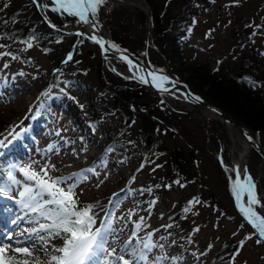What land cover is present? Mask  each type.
Returning a JSON list of instances; mask_svg holds the SVG:
<instances>
[{
	"label": "rangeland",
	"instance_id": "obj_1",
	"mask_svg": "<svg viewBox=\"0 0 264 264\" xmlns=\"http://www.w3.org/2000/svg\"><path fill=\"white\" fill-rule=\"evenodd\" d=\"M146 1L106 0L98 15L115 44L152 69L163 70L211 102L217 94L211 92L201 67L218 70L222 79L235 75L245 52L238 35L248 41L249 34L243 30L254 29L251 52L256 51L254 60L264 70V0ZM42 4L48 5L43 8L55 22L81 24L76 17L51 11L50 0ZM34 16L29 0H0V32H7V38L0 37V52L18 57L0 56V83H4L0 84V139L14 129L20 132L18 140L0 149V187L9 190L10 170L20 182L11 184L12 196L0 195L4 202H13L6 209L17 213L15 219L29 221L34 215L19 204L18 191L31 183L19 169L31 166L39 171L47 165L51 176L67 177L95 168L99 175L88 173V179L74 190L75 199L81 206L93 205L99 219L109 210V196L119 194L118 207L110 208L117 232L114 244L110 238L109 250L116 247L119 254L143 217L139 239L149 232L157 244L165 238L162 249L153 248L148 254L149 261L163 257L161 264H212L228 246V251L234 250L231 264H264V243L257 244L253 236L242 247L239 244L253 232L237 213L230 190L232 163L244 149L242 138L232 136L227 126L202 108L179 99L163 100L144 85L124 79L113 68L129 74L128 66L112 57L104 60L99 48L83 38L61 35L48 39L43 49L24 32L11 37ZM176 31L178 39H184L172 44L169 40ZM28 40L33 44L30 49ZM53 73L61 87L45 92L44 83ZM123 85L129 90H123L125 99L119 103L111 93ZM34 104L29 120L37 121L35 130L27 125L29 120H23ZM144 130L151 133L149 148L142 138ZM30 133L35 139L27 136ZM256 134L264 146V132ZM245 166L264 200L260 158L250 151ZM127 186L131 194L126 193ZM194 199L200 203L189 205ZM178 212L182 215L174 217ZM51 244L59 247L62 241L53 239ZM8 255L16 254L9 250ZM42 264L47 260L42 259Z\"/></svg>",
	"mask_w": 264,
	"mask_h": 264
},
{
	"label": "snow or ice",
	"instance_id": "obj_2",
	"mask_svg": "<svg viewBox=\"0 0 264 264\" xmlns=\"http://www.w3.org/2000/svg\"><path fill=\"white\" fill-rule=\"evenodd\" d=\"M237 2L238 0H233V3ZM34 3L38 7L48 6L43 5L42 0H34ZM105 3L106 0H51V11L76 17L78 23L87 24L95 30L99 26L96 19L97 14ZM51 26L55 27V25ZM77 35H83V33H77ZM88 38L98 44L105 53L110 49L120 52L116 44L103 37H98L95 31ZM25 43L27 48L33 47L31 40L25 41ZM0 56L18 58L11 52H0ZM121 57L127 63L129 71L143 73L129 78L138 79L144 84L150 83L157 90L165 93L170 92V89L165 86L166 83L175 87L176 81L163 74V70L148 71L137 65L127 55L121 53ZM72 58V54L69 53L67 60L70 61ZM4 67H7V64ZM186 96H191V94L188 93ZM194 99L199 101L200 97H194ZM36 115L39 116L40 113L37 112ZM245 135L247 136V133ZM19 136L20 132L15 129L9 132L8 136L0 139V149ZM247 138L252 139L251 136H247ZM221 163H223L222 158ZM19 171L23 173L27 181L31 182L25 183L22 190L18 191L19 204L29 213L34 214L29 222L35 226L20 232L19 235L23 239L15 240L14 244H0V264H42V259H46L48 264H161L163 257H156L149 261L148 254L153 248L160 247L162 249L164 247L153 241L152 232L147 233L146 238L137 239L136 245L132 246L133 240L137 238V233L141 229L143 217L139 218V222L135 223V230L121 244L119 254H117L116 247H111L109 250L110 238L113 244L116 242L117 230L113 228L111 220L113 213H106L105 219L100 222V227H94L96 215L92 211L93 205L79 206L75 199L74 190L82 181L88 179V173L99 175L95 168H88L67 177L51 176L47 165L39 171L31 166L21 168ZM233 171L234 178L230 177V190L235 200V206L242 219L253 229L250 235L239 242L240 247L253 236L256 237L257 244L264 243V200L258 197L256 184L248 172L247 166L241 170L237 165ZM8 178L10 181L9 190L6 191L4 187H0V194L4 197H9V191H14L11 189V184L20 183L12 175L11 170L8 172ZM175 183L179 184L180 182L177 180ZM118 197L119 194L114 193L113 199L109 201L113 208L118 207ZM188 203L192 205L198 204L200 201L194 199ZM190 210V208H185L186 212ZM132 214L130 212L129 217ZM196 231L199 229L197 228ZM57 238L62 241L59 247L51 244V241ZM7 239L13 240V237L7 236ZM50 248L53 249L52 252L49 251ZM9 250L16 255H8ZM126 254L131 258H125Z\"/></svg>",
	"mask_w": 264,
	"mask_h": 264
},
{
	"label": "trees",
	"instance_id": "obj_3",
	"mask_svg": "<svg viewBox=\"0 0 264 264\" xmlns=\"http://www.w3.org/2000/svg\"><path fill=\"white\" fill-rule=\"evenodd\" d=\"M200 1L201 0H196L194 3L199 4ZM30 5L33 8L35 16L30 21L24 22L27 26L24 25L21 29H16V33H13V35H8H11L12 38L15 36L21 37L24 32V34L27 35V39L34 37V39L38 40L41 44V48L45 49V44L43 43H48V39L50 40L61 36V33L49 28L37 14L31 2ZM6 33V31L0 32V37L7 38ZM243 33L249 34V36L247 41V38H243L241 33L238 35L239 41L242 42L241 48H245V52L242 56V62L238 66V70L235 75L230 74L227 78L222 79V77L220 78V75L217 73L218 70L211 71L214 73L211 74L207 68L201 66L199 67L203 68V72L205 74L204 77L207 79V82H209L212 88L211 92L213 95L215 93L217 94V98L213 99V101L211 100V102L246 125L253 132L262 133L264 132V70L260 64L254 60L256 57V51L254 50L251 52L253 46L251 44L252 38H250V34L254 35V29L243 30ZM175 39H177V34H173V36L170 37L169 42L176 44ZM54 76L55 74L48 76L42 90L45 89L46 91L49 90L50 87L60 86ZM120 87L122 89L117 88L111 93L112 95H115L114 98L118 100L119 103L123 102L125 99L121 97L124 93L123 90H129V88L126 86L124 87V85ZM126 99H128V97H126ZM84 128L86 127L84 126ZM150 136V132L146 130L143 131L142 138L145 148H149L150 146L149 142L152 140L150 139ZM132 181L133 178H131L128 183ZM126 189V193H132V189L129 186H127ZM79 206L81 205L79 204ZM107 207L110 209L111 205L109 204ZM109 211L110 210H108L107 213H109ZM179 215L182 214L178 212L174 217ZM164 239L165 238L159 241V243L163 246ZM169 246L172 247V243H170ZM228 248V246L223 248L220 253H218L216 261L212 264H231L234 250L232 249L228 251Z\"/></svg>",
	"mask_w": 264,
	"mask_h": 264
},
{
	"label": "water",
	"instance_id": "obj_4",
	"mask_svg": "<svg viewBox=\"0 0 264 264\" xmlns=\"http://www.w3.org/2000/svg\"><path fill=\"white\" fill-rule=\"evenodd\" d=\"M31 2L33 3L36 11L38 12V14L41 16L42 20L45 22V24L50 27L53 30H56L62 34L65 35H77V33H83V35H77L83 38H86L87 40H89L90 42L94 43L93 41H91L88 37L90 35L86 34L81 28L80 26H61L57 23H55L48 15L47 13L43 10L42 7H38L36 3H34V0H31ZM145 2V0H144ZM147 13H148V18L150 21V26L148 28V31L150 32L151 30V26H152V16H151V10L150 8L147 9ZM97 21H98V27L93 30L89 25L85 24L86 26H88L93 32L95 31V34L98 37H103L105 40L110 41L113 43V41L111 40L109 34L104 30L103 28V22L101 21V19L99 17H97ZM51 25H55V27H52ZM96 44V43H94ZM100 50V53L102 55V57L104 59H106V54H110L112 56H114L115 58H117L118 60L124 62L126 65L127 63L122 59L121 57V53H123L124 55H127L130 59H132L133 61L136 62L137 65L142 66L144 69H147L148 71H152V69H150L149 67H147L145 64H143L140 60H138L135 56H133L132 54L124 51L123 49H120V52H117L114 49H110L108 52H103L100 48V46L98 44H96ZM143 74V73H141ZM165 74V73H163ZM167 75V74H165ZM171 80H175L176 84L175 87L172 86V84H165L166 87H168L170 89V92L165 93V92H161L159 90H157L154 86H152V84H144L141 83L138 79H133L143 85H145L147 88H149L151 91L157 93L158 95L162 96V97H170V95H172L173 93H176L179 95L180 100L187 102L190 106H196V107H200L203 110L207 111L208 113H210L211 115H213L214 117H216L218 120H220L225 126H227L230 131L232 136L235 135H239L244 144H245V150L242 153L243 154V165H244V160L245 157L247 156V154L250 151L255 152L259 158H260V169H261V177L264 181V148L261 146L260 142L258 141L257 137L255 136V134L249 130V128H247L245 125H243L242 123H240L238 120H236L235 118L229 116L227 113H225L223 110H221L220 108H218L215 105L210 104L209 102H207L205 99H203L200 95L192 92L188 86L182 82H179L178 80L170 77L169 75H167ZM186 86V87H185ZM190 93L191 96H186V94ZM194 97H200L199 101H196L194 99ZM245 133H247V136H251L252 139L249 140L247 138V136L245 135ZM233 144L235 143L234 141L232 142ZM240 158V157H239ZM239 158L236 159L233 162V169L235 166L239 165L240 166V161ZM234 198V197H233ZM235 203V200H234ZM236 208V206H235ZM237 212L239 213L238 209L236 208ZM239 215L241 216V214L239 213ZM242 217V216H241Z\"/></svg>",
	"mask_w": 264,
	"mask_h": 264
},
{
	"label": "bare ground",
	"instance_id": "obj_5",
	"mask_svg": "<svg viewBox=\"0 0 264 264\" xmlns=\"http://www.w3.org/2000/svg\"><path fill=\"white\" fill-rule=\"evenodd\" d=\"M80 28L86 33V34H88V35H90V34H92L93 33V31L88 27V26H86L85 24H82V25H80ZM106 56V60H109V57H112V58H114L115 60H118L117 58H115V57H113V56H111V55H108V54H106L105 55ZM119 61V60H118ZM128 66V65H127ZM129 68V67H128ZM114 69V68H113ZM117 71V70H116ZM141 74V72H138V71H136V72H133V71H130V73L129 74H122V75H124L125 77H127V78H129V77H134L135 75H140ZM130 79H135V78H130ZM171 97V99H174V98H180L179 97V95L178 94H176V93H173L172 95H170ZM175 100V99H174ZM184 102V101H183ZM187 106H189L186 102H184ZM244 150H245V148L243 149V151L242 152H240L239 153V155H238V157L237 158H239V161H240V168H241V165H242V163H243V159H244V157H243V152H244ZM241 170H242V168H241ZM9 212H10V210H9ZM4 213H6V212H4ZM7 214L8 215H10V213H8L7 212ZM27 223H30L29 221H21V222H12V223H8L7 225L10 227V228H12V232H10L9 234H8V236H12L13 237V240H8L7 239V236L6 237H4V238H1L0 239V244H5V243H7V244H14V242H15V240H18V239H23V237H21L20 235H19V233L20 232H22V231H24L25 229H27V228H29V227H27L25 224H27ZM1 230V229H0Z\"/></svg>",
	"mask_w": 264,
	"mask_h": 264
}]
</instances>
